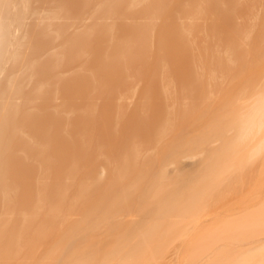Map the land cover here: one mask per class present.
Returning a JSON list of instances; mask_svg holds the SVG:
<instances>
[{
	"label": "rangeland",
	"instance_id": "374dc122",
	"mask_svg": "<svg viewBox=\"0 0 264 264\" xmlns=\"http://www.w3.org/2000/svg\"><path fill=\"white\" fill-rule=\"evenodd\" d=\"M108 2L64 0L51 9L63 25L64 46L75 51L74 59L64 56L53 76L59 77L60 72L67 79L79 73L81 62L84 67L63 86H45L55 94L44 100L56 105L48 111L65 112L54 114L63 119L52 126L53 165L47 160L40 168L29 164L32 187L43 172L53 183L61 180L67 166L76 164L89 185L84 204L93 202L108 180L105 172L99 185L97 166L106 162V168H119L118 148L124 152L127 143L142 149L156 141L174 140L171 131L187 129L208 108L206 95L223 110L233 104L238 68L234 32L241 21L237 14L240 10L246 20L258 0H158L138 8L131 7L130 0H117L113 6ZM85 24L91 26L85 30ZM171 115L175 126L168 131ZM29 125L31 135H41L44 121L39 116H32ZM244 143L247 148L238 147L218 168L224 173L227 163H232L236 170L230 180L216 189L215 183L203 181L206 188L214 187L213 194L193 204L185 200L187 211L174 213L161 229L156 248L148 249L143 261L134 260L135 264H264V134L248 136ZM257 217L263 220L260 226L237 227ZM119 234L117 229L111 233ZM102 236L96 240L106 251L112 239L107 237L103 243Z\"/></svg>",
	"mask_w": 264,
	"mask_h": 264
},
{
	"label": "bare ground",
	"instance_id": "6f19581e",
	"mask_svg": "<svg viewBox=\"0 0 264 264\" xmlns=\"http://www.w3.org/2000/svg\"><path fill=\"white\" fill-rule=\"evenodd\" d=\"M156 1L130 0V6L149 3V7ZM62 3L0 0V264H135L134 260L143 261L148 249L156 248L161 229L174 213L186 212L187 203L213 194L214 187L206 188L203 181L215 183L216 189L230 180L236 168L227 163L226 172H220L218 168L229 160L224 158L238 147L247 148L246 137L264 134V0H258L246 20L240 10L237 14L241 21L234 32L238 68L233 104L223 110L206 95L208 108L187 129L171 131L174 140L156 141L142 149L127 143L124 152L118 148L119 168H106V162L97 166L99 185L105 172L108 180L101 184L96 199L85 204L89 185L76 164L67 166L61 180L53 183L43 172L33 187L29 172L31 163L40 168L47 160L53 165L52 126L65 112L48 111L56 105L45 101L55 94L45 86H63V81L79 75L84 67L81 62L79 73L67 79L60 72L59 77L53 76L65 55L75 58L74 49L64 46L61 39L64 28L57 22L56 10L51 11ZM115 3L109 0L108 5ZM131 18L137 27L136 18ZM90 26L85 24V30ZM36 115L44 125L41 135L34 136L29 120ZM173 118L168 131L174 129ZM232 135L238 139H231ZM184 159L188 162L182 164ZM171 165L175 168L169 169ZM195 189L199 195L190 193ZM262 221L252 218L237 227L260 226ZM114 229L120 234L111 235ZM99 235L103 243L107 237L112 239L106 251H101L96 240Z\"/></svg>",
	"mask_w": 264,
	"mask_h": 264
}]
</instances>
